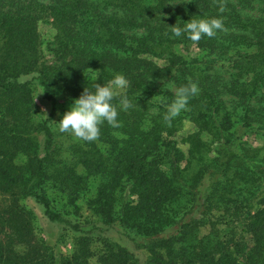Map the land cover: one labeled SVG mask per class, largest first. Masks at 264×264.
I'll return each mask as SVG.
<instances>
[{"label": "trees", "instance_id": "obj_1", "mask_svg": "<svg viewBox=\"0 0 264 264\" xmlns=\"http://www.w3.org/2000/svg\"><path fill=\"white\" fill-rule=\"evenodd\" d=\"M165 1L0 0V264H91L98 240L104 247L97 264H141L128 248L99 237L116 223L144 239V264H264V158L258 148L237 143L239 124L234 127L224 111L219 89L207 82L210 75L198 71L202 68L191 73L180 55L167 51L173 43L194 44L216 62L230 59L224 56L233 49L252 47L237 64L230 62L237 70L230 91L247 100L240 128L264 136V108L248 105L264 81L262 19L241 18L236 4L225 0H189L180 26L220 18L225 27L194 43L188 33L177 38L166 28L158 14ZM40 21L55 30L51 63L43 54ZM150 56L163 57L166 65ZM166 71L176 89L189 83V73L200 85L199 95L171 126L163 117L175 94L158 83ZM118 73L129 81L121 95L133 105L119 111L122 126L105 122L99 139H79L74 159L61 161L47 120L32 121V81L20 78L34 74L49 100L56 84L66 97L78 99L85 88L94 92L97 83ZM155 96L161 97L154 101ZM184 119L197 128L182 138L186 153L174 139ZM34 131L43 136L40 147ZM202 133L218 142L211 156ZM21 155L25 159L18 162ZM50 180L74 212L79 191L93 188L85 202L98 220L80 223L54 210L41 193ZM27 197L43 205L50 221L77 234L70 253L58 255L36 236L33 213L22 203ZM204 226L208 231L201 233Z\"/></svg>", "mask_w": 264, "mask_h": 264}, {"label": "rangeland", "instance_id": "obj_2", "mask_svg": "<svg viewBox=\"0 0 264 264\" xmlns=\"http://www.w3.org/2000/svg\"><path fill=\"white\" fill-rule=\"evenodd\" d=\"M44 3H49L52 0H39ZM148 4H155L158 0H145ZM229 3H234L236 6L234 8L238 11L241 18L251 20L252 18H261L262 21L259 23L262 27L264 33V0H225ZM189 0H166L165 1V10L163 13H158L166 28L171 31L170 26H175L177 22H181L182 18L186 14L188 9L187 3ZM182 27V26H181ZM38 30L40 32L42 49L45 59L48 63L54 61V56L52 53V48L54 47L53 36L55 30L50 23L40 21L38 24ZM141 31V30H139ZM188 47V46H187ZM252 50V47L245 48L244 46L238 47L230 51V55H225L230 59L225 58V60L217 59L216 62H210L214 55H211L210 52H207L203 49L197 48L194 44H191L188 48L182 46L181 43H173L170 45V48L167 51H173L176 54L180 55L186 62L184 66L187 65V68L190 69L191 73L196 71V68H202L198 71H205V74H209L208 81L203 80L204 82H211L214 88L219 89L218 97L221 98L223 103V109L226 112H229L228 115L230 120L234 123V127L239 124L237 130L239 133V140L237 143L242 145H249L251 147H256L259 149L260 158H264V136L258 132H255L252 128H240L241 117L243 114V109H245L247 100L245 96H240L230 91V84L232 82L233 73H237V70L231 66L230 62L234 61L237 64L238 59L244 58V54L249 53ZM238 51V53H235ZM210 55H209V54ZM158 65H166L164 58H159L155 56H150ZM229 60V61H227ZM208 61V62H206ZM183 67V66H182ZM181 67V68H182ZM204 68H206L204 70ZM166 71L164 75L160 77L158 83H161V87L165 90H168L175 94L176 86L168 80L170 72ZM185 74V73H184ZM34 74H28L22 76L21 80H31V91L32 98L34 101V108L32 110L31 116L34 124L47 120V123L54 134L56 139L55 148L58 153V158L63 162L72 161L75 157L74 146L79 143V139L74 135L69 133H61L59 131V122L62 120L63 115L70 110L75 99L68 98L62 93V88L60 84L53 85L49 88V94L52 96L53 100H49L44 95V90L42 86L38 83L37 80L32 79ZM186 77L191 79L192 75L186 74ZM243 77H241V80ZM201 83V82H200ZM198 86L199 83L197 84ZM124 89L119 90L123 92ZM161 96H155V99H159ZM166 97V96H163ZM250 97L248 105H252L254 108H264V81H260L257 84L255 93ZM158 102V101H157ZM155 102V103H157ZM54 106V109L52 107ZM253 119V118H252ZM251 124L255 126V122ZM197 128L187 119L183 120L181 129L174 135V139L177 142V145L183 152H187V144L182 141V138L188 133L195 131ZM36 141L42 145L43 136L40 132L34 131L32 134ZM201 137L204 141L210 144V151L208 156L213 155V151L218 144L216 140H212L210 135L202 133ZM109 149H102L104 156H108ZM207 155V152H205ZM25 159L23 155L19 156L17 161L22 162ZM184 163L181 164L183 166ZM81 168L77 167L79 172ZM207 186V182L205 184ZM93 188L90 190L84 189L80 190L82 197L76 200V205L79 207L77 211L74 212L72 206L66 204V200L63 197V193L58 190L53 182L50 180L45 184L41 193L46 195L50 201V205L54 210L61 213L69 215L73 221H78L80 223L85 222H95L98 220L97 216L93 215L92 212L87 208L85 197L91 196ZM133 200H136L135 196H132ZM23 204L33 213L34 224L36 226L35 234L37 237L42 238L43 241L50 245L58 255L68 254L73 249V241L77 234H74L63 227L59 226L57 223L50 221L44 215V207L41 203L37 202L34 197H27L22 201ZM255 204V203H254ZM104 227V226H103ZM208 227L204 226L201 229V233H206ZM103 237L110 242L117 243L128 248L132 251L140 260L141 264H144V261L148 255L146 249L143 247V238L136 233L134 229L125 227L121 224H113L107 230H104L103 233L99 236ZM249 241V237L246 238ZM103 243L98 240L91 250V255L89 260L91 264H97L98 257L103 251ZM19 251H23V246L19 247ZM244 256H241L243 260Z\"/></svg>", "mask_w": 264, "mask_h": 264}, {"label": "clouds", "instance_id": "obj_3", "mask_svg": "<svg viewBox=\"0 0 264 264\" xmlns=\"http://www.w3.org/2000/svg\"><path fill=\"white\" fill-rule=\"evenodd\" d=\"M219 11H225L223 3ZM173 37H180L182 33H188V38L197 43L202 36L212 38L217 31H224V22L220 18L191 19L183 27L178 22L170 26ZM167 35V33H165ZM129 81L123 74H116L106 84L97 83L95 91L84 89L78 99H75L70 110L67 111L59 122V131L69 133L76 138L92 142L99 139L101 126L107 124L113 128L122 126L118 120L119 111H127L133 105L126 95H121L119 90L128 87ZM44 93V92H43ZM200 88L189 78V83L175 90V99L166 106L163 119L171 126L173 119L178 117L182 111L187 110L191 98L199 95Z\"/></svg>", "mask_w": 264, "mask_h": 264}]
</instances>
